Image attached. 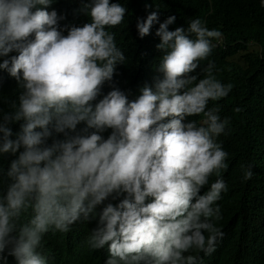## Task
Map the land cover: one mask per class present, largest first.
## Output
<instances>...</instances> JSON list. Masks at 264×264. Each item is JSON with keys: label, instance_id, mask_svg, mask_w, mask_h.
Returning <instances> with one entry per match:
<instances>
[{"label": "clouds", "instance_id": "9594fccd", "mask_svg": "<svg viewBox=\"0 0 264 264\" xmlns=\"http://www.w3.org/2000/svg\"><path fill=\"white\" fill-rule=\"evenodd\" d=\"M53 3L0 0V93L23 88L0 108V155L13 157L0 167V264H264V204L227 196L228 119L206 110L232 85L212 59L193 83L212 48L225 49L221 32L199 18L174 30L175 15L138 18L140 38L159 23L162 78L130 99L117 86L102 94L125 60L106 26L126 7L86 0L90 20L61 25Z\"/></svg>", "mask_w": 264, "mask_h": 264}, {"label": "trees", "instance_id": "16d2710c", "mask_svg": "<svg viewBox=\"0 0 264 264\" xmlns=\"http://www.w3.org/2000/svg\"><path fill=\"white\" fill-rule=\"evenodd\" d=\"M83 2L86 0H54L48 7L57 9L58 14H65L66 19L59 22L61 25H82L90 20V17L80 10L83 8ZM117 2L127 9L124 19L118 25L106 26V30L114 33L117 46L124 52L125 60L116 65L113 81L105 82L102 94H106L112 86H117L125 90L130 99H135V92L145 83L154 86L156 79L162 78L158 67L164 53L156 48L160 40L156 35L159 23H154L149 34L140 38L136 28L138 18H146L150 12L157 11L159 21L163 22L169 15H175L176 20L169 25L170 30L181 26L187 29L191 20L199 18L207 28L221 32V37L213 41L223 40L219 44L225 49L212 48L211 55L201 60L195 70L194 74L198 79L193 83L209 74L207 66L212 59L214 66L211 74L214 78L222 84L232 85L227 96L218 100L210 99L206 106V110L217 109L218 114L222 112L228 119L225 131L220 134L227 144L228 161H231V168L227 173V196L232 201L256 200L264 204V7L261 6L260 0ZM190 35L195 38L194 34ZM237 52H240L239 56ZM14 87L19 90L11 94V84L4 85L0 93V108L8 110L10 103L23 91L18 83ZM204 119V114L200 113L198 120L203 122ZM13 127L15 130L18 125ZM12 158L7 154L0 155V167L6 168ZM248 165L252 166L253 175L245 181L243 173ZM6 187L7 180L0 176V192L5 191ZM57 238L63 239L60 236ZM8 264H16L12 256H8Z\"/></svg>", "mask_w": 264, "mask_h": 264}]
</instances>
